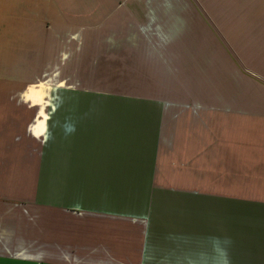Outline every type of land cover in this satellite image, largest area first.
<instances>
[{
  "label": "crops",
  "instance_id": "0c3cea01",
  "mask_svg": "<svg viewBox=\"0 0 264 264\" xmlns=\"http://www.w3.org/2000/svg\"><path fill=\"white\" fill-rule=\"evenodd\" d=\"M45 2L0 0V87L28 82ZM212 38L182 47L180 93L0 92V264H264V51L254 73Z\"/></svg>",
  "mask_w": 264,
  "mask_h": 264
},
{
  "label": "rangeland",
  "instance_id": "374dc122",
  "mask_svg": "<svg viewBox=\"0 0 264 264\" xmlns=\"http://www.w3.org/2000/svg\"><path fill=\"white\" fill-rule=\"evenodd\" d=\"M45 1L49 12H34L40 21L28 22L41 47L23 55L28 82L0 92L43 94L46 109H112L131 105L134 95L180 93L183 84L188 90L181 49L202 34L263 71L264 0Z\"/></svg>",
  "mask_w": 264,
  "mask_h": 264
}]
</instances>
